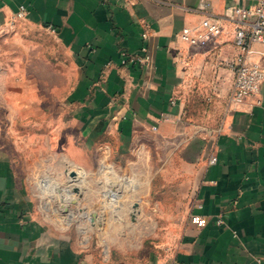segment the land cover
I'll return each instance as SVG.
<instances>
[{"label": "crops", "instance_id": "crops-1", "mask_svg": "<svg viewBox=\"0 0 264 264\" xmlns=\"http://www.w3.org/2000/svg\"><path fill=\"white\" fill-rule=\"evenodd\" d=\"M257 2L0 0V116L16 68L26 66L17 55L22 30L47 29L76 69L69 124L96 134L109 154L131 152L157 164L150 169L170 197L162 211L173 219L162 222L165 231L137 264H264V80L257 95L233 104L227 64L239 53L236 27L254 21L243 11ZM204 18L218 19L221 34L197 46L178 37ZM143 45L144 64L122 62L123 52L139 54ZM248 59L264 68V43H252ZM11 164L0 145V264H105L84 246L35 228Z\"/></svg>", "mask_w": 264, "mask_h": 264}, {"label": "rangeland", "instance_id": "rangeland-1", "mask_svg": "<svg viewBox=\"0 0 264 264\" xmlns=\"http://www.w3.org/2000/svg\"><path fill=\"white\" fill-rule=\"evenodd\" d=\"M22 31L17 55L26 66L16 68L8 85L0 145L11 154L23 212L37 230L84 246L105 264L141 262L165 231L162 222L173 219L162 211L170 201L164 180L147 156L109 154L96 134L69 124L67 93L76 69L50 31L32 25ZM129 177L133 186L124 184Z\"/></svg>", "mask_w": 264, "mask_h": 264}, {"label": "built area", "instance_id": "built-area-1", "mask_svg": "<svg viewBox=\"0 0 264 264\" xmlns=\"http://www.w3.org/2000/svg\"><path fill=\"white\" fill-rule=\"evenodd\" d=\"M134 1L120 0V3L122 6H128ZM243 13L247 16H253L254 21L248 26L236 27L234 45L239 49V53L227 63L234 75L230 94V102L233 104H241L247 98L257 95L264 80V68L259 63L248 59L252 43H264V0H258L256 5L244 9ZM24 14L25 8L21 6L17 16L22 17ZM222 30L223 25L218 19L204 18L199 26L195 28L183 27L179 31L178 37L190 46H197L220 35ZM147 34V29H145L142 33V38L147 39ZM145 51L146 47L143 45L139 54L123 52L122 62L144 64L147 61V57L144 54ZM256 102L259 103L258 100ZM215 161L216 156L212 155L209 163H215ZM193 221L201 226L206 223V219L199 216L193 217Z\"/></svg>", "mask_w": 264, "mask_h": 264}, {"label": "bare ground", "instance_id": "bare-ground-1", "mask_svg": "<svg viewBox=\"0 0 264 264\" xmlns=\"http://www.w3.org/2000/svg\"><path fill=\"white\" fill-rule=\"evenodd\" d=\"M105 168H106V171L107 172H113V167L112 166H110V165H106L105 166ZM74 172V171H73ZM77 172V171H76ZM79 175H80V177L82 178V179H84L85 177H86V175H87V172L85 171V170H81V171H79ZM79 177V178H80ZM45 184H46V182H45ZM124 184H126V185H131L132 184V181H131V179L130 178H127L125 181H124ZM47 185V184H46ZM45 188V187H44ZM74 192V191H73ZM71 222V215H70V219H67V220H65V222ZM86 232V231H85ZM87 240V239H86ZM105 253L107 254L108 253V250H107V248H106V250H105Z\"/></svg>", "mask_w": 264, "mask_h": 264}]
</instances>
